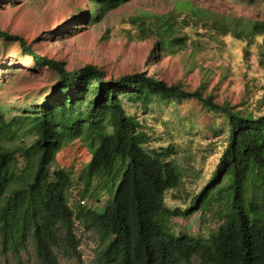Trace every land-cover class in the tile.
Wrapping results in <instances>:
<instances>
[{
	"label": "trees",
	"instance_id": "1",
	"mask_svg": "<svg viewBox=\"0 0 264 264\" xmlns=\"http://www.w3.org/2000/svg\"><path fill=\"white\" fill-rule=\"evenodd\" d=\"M125 1L89 0L84 19L99 20ZM223 21L236 37H261L264 43V19ZM154 29L155 46L175 52L182 38L173 34V23L161 20L147 33ZM0 37L17 40L37 65L57 73L39 107L11 120L0 112V138L23 125H30L33 135L24 147L0 142L2 254L11 252L20 259L32 242L40 264H61L58 252L80 255L75 230L79 221L100 235L104 264H264V112L217 102L200 88L185 89L147 70L113 76L93 63L69 69L64 61L34 51L17 33L0 28ZM184 97L224 113L228 142L208 183L183 209L166 204L167 190L183 183L180 161L172 158L173 145L151 146L148 131L124 100L147 104L152 98ZM73 138L92 150L80 177L85 180L83 192L96 180L99 190L94 195H109L102 208L89 206L80 196L76 206L70 205L72 172L52 166L57 151ZM19 156L25 160L21 168ZM199 210L213 212L219 220L208 236L172 228L173 216Z\"/></svg>",
	"mask_w": 264,
	"mask_h": 264
},
{
	"label": "rangeland",
	"instance_id": "2",
	"mask_svg": "<svg viewBox=\"0 0 264 264\" xmlns=\"http://www.w3.org/2000/svg\"><path fill=\"white\" fill-rule=\"evenodd\" d=\"M89 10V0H0V28L23 36L34 51L64 61L69 69L93 63L113 76L147 70L185 89L200 88L217 102H229L255 114L264 112V43L261 37L238 38L223 23L228 17L264 19V0H128L93 21L84 19ZM161 20L173 23V34L182 38L173 53L155 46L156 29L147 33ZM56 78L55 71L37 65L17 40L0 37V112L4 119L39 107ZM124 102L148 131L151 146L173 145L172 158L180 161L183 183L167 190L166 204L186 208L208 183L227 145L224 113L211 111L194 97L152 98L147 104ZM29 127L23 125L0 142L28 146L33 139ZM91 151L82 139H69L53 161V168L72 172V206L79 196L97 208L108 199L102 191L98 198L94 195L99 190L96 180L83 192L85 180L80 174ZM19 158L21 168L25 160ZM170 223L177 231L208 236L219 220L213 212L199 210L190 216H173ZM75 230L80 255L58 252L61 264H104L99 257L100 235L79 221ZM0 264L40 263L29 242L20 259L11 252L2 254L0 247ZM194 264L201 263L195 260Z\"/></svg>",
	"mask_w": 264,
	"mask_h": 264
}]
</instances>
